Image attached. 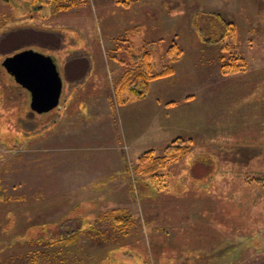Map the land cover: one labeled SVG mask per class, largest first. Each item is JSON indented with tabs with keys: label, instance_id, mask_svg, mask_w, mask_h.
<instances>
[{
	"label": "rangeland",
	"instance_id": "1",
	"mask_svg": "<svg viewBox=\"0 0 264 264\" xmlns=\"http://www.w3.org/2000/svg\"><path fill=\"white\" fill-rule=\"evenodd\" d=\"M174 45L157 85L194 101L174 92L186 103L160 114L165 132L152 123L128 145L137 101L120 80L145 52L161 71ZM222 45L241 72L221 73ZM27 50L57 62L61 95L43 114L2 66ZM177 138L188 153L162 186L137 174ZM0 264H264V0H0Z\"/></svg>",
	"mask_w": 264,
	"mask_h": 264
},
{
	"label": "trees",
	"instance_id": "2",
	"mask_svg": "<svg viewBox=\"0 0 264 264\" xmlns=\"http://www.w3.org/2000/svg\"><path fill=\"white\" fill-rule=\"evenodd\" d=\"M23 1H26L28 4H30V7L32 9L36 8V6L45 5L48 2L50 4H57L59 2V0ZM70 4L71 6H73L72 2ZM228 28L231 31L232 36L234 37V28ZM54 39L55 43H51L53 49H57L59 47V39L58 37ZM219 52L223 54V56L220 58L221 61L219 62V68L223 75L239 73L242 71L243 67H245L244 63H242V57H238V55H236L237 53L233 54L232 49H230L229 46L222 45ZM166 53L168 58V65L164 66L163 69H161V71L159 72L154 71L151 61V55H149L147 52L133 56L135 59V65L132 68H134V70L126 71L123 74L120 80L121 86L129 88L131 93L134 94L133 96L137 99L145 97L148 91V86L152 81L165 78L173 74L171 63L175 62L183 52L179 50L176 45H174ZM227 55H229V57H227ZM188 141L189 140H185L183 138H177L173 140L169 145L164 147L161 156L155 155L154 151L144 152L137 160V174L146 177L148 181L154 186H162L164 175H162L160 171L167 168L169 161L174 162L188 153V145L186 144L188 143ZM226 206L228 207V210H230L234 205L231 206V204H227ZM228 215L229 217L236 220L243 219L242 216L235 215L234 213H229ZM108 219L114 229L118 227L117 229L120 228L122 231H125V229L129 228L132 224L130 217L127 216L126 213H123L119 210H114L112 215L108 216ZM243 223L246 224L247 221L244 220ZM66 230L69 233H74V231H70L68 229Z\"/></svg>",
	"mask_w": 264,
	"mask_h": 264
},
{
	"label": "water",
	"instance_id": "3",
	"mask_svg": "<svg viewBox=\"0 0 264 264\" xmlns=\"http://www.w3.org/2000/svg\"><path fill=\"white\" fill-rule=\"evenodd\" d=\"M2 66L29 93L31 111L43 114L58 105L62 82L53 56L27 50L6 58Z\"/></svg>",
	"mask_w": 264,
	"mask_h": 264
},
{
	"label": "crops",
	"instance_id": "4",
	"mask_svg": "<svg viewBox=\"0 0 264 264\" xmlns=\"http://www.w3.org/2000/svg\"><path fill=\"white\" fill-rule=\"evenodd\" d=\"M170 76L171 77H169L168 79L174 76V72ZM157 83L158 81L155 80L149 84V92L145 97L140 99L133 98L137 102L134 103V101L132 102L131 100H129L127 103H124L123 101L125 105H129V114L123 117V124L125 123V134H129V140L127 139V137H125L124 141L128 145L131 144V141L137 138V131H139L138 134H143L145 131L149 130V127L152 123H158V125H156V128L158 127L157 129L160 130V132H163V130L165 132L167 127L164 126V120L162 118V115L160 117V114L168 111L172 113V111L179 109L177 108L179 105L186 103H179L181 101L183 102V100L179 101V99H175L173 97V95H175L174 92H179L181 96L188 94L185 91H182L183 83L178 86H175L172 81L168 82V84L166 82H161L159 85H157ZM190 84L194 85L191 82ZM186 96H189V98L186 100L188 101L187 103L191 104L194 101V94H188ZM134 104L136 107L132 108ZM120 112L121 110L119 111V113ZM126 118L128 120H126ZM189 133L190 132L186 131L182 132V134L186 135H188Z\"/></svg>",
	"mask_w": 264,
	"mask_h": 264
}]
</instances>
